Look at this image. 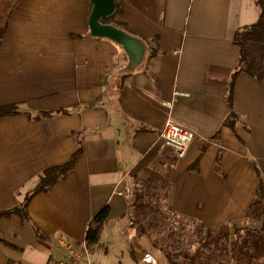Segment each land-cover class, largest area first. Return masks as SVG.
I'll return each instance as SVG.
<instances>
[{
	"label": "crops",
	"instance_id": "obj_1",
	"mask_svg": "<svg viewBox=\"0 0 264 264\" xmlns=\"http://www.w3.org/2000/svg\"><path fill=\"white\" fill-rule=\"evenodd\" d=\"M116 1L109 24L146 46L134 69L122 46L91 36L90 0H23L0 40V107L20 110L0 118V215L84 148L65 180L32 198L27 219L0 216V264L62 259L60 241L79 246L107 206L95 249L120 260L132 250L138 264L152 248L171 264L154 234L194 230L232 248L262 231L250 209L264 181V78L238 75L242 121L222 125L234 36L258 21L257 0ZM169 116L195 133L183 157L161 137Z\"/></svg>",
	"mask_w": 264,
	"mask_h": 264
},
{
	"label": "trees",
	"instance_id": "obj_2",
	"mask_svg": "<svg viewBox=\"0 0 264 264\" xmlns=\"http://www.w3.org/2000/svg\"><path fill=\"white\" fill-rule=\"evenodd\" d=\"M23 0H0V40L8 29V25L11 19V16L14 12L16 6ZM258 7L260 8V17L258 21L242 30L236 32L234 36V44H236L240 49V59L237 65L236 70L234 71L231 79V83L226 95V102L228 105V116L223 121V126L231 127L235 130L238 123L242 121V118L237 114L233 109V99H234V88L236 78L241 73H246L258 80L264 78V0H257ZM119 13V3L116 1V12ZM114 14V15H115ZM106 18L103 20V23L109 24L111 19ZM62 113L64 110H58L53 112H45L43 115H51L52 113ZM20 113L18 105H7L0 107V118L4 116H10ZM84 148L80 143L78 150L72 155L71 159L63 164L50 167L46 169L39 177L37 186L30 191L25 197L24 204L22 208H16L13 211H8L3 213L0 216H10L12 214H19L23 218L27 219V207L32 198L43 192H48L55 184L60 181L65 180L70 172L74 169L79 157L83 154ZM149 192V190H148ZM109 216V207H105L101 210L92 221L89 223V226L85 235V243L87 247L91 250L97 246L100 242L102 232L104 230L105 224ZM250 217L260 219L263 221L262 231L264 232V181L261 175H259V185L257 190V196L253 202L250 209ZM147 236H149L147 234ZM209 243L215 242V239L211 236H208ZM4 242V241H3ZM6 243V242H4ZM8 244V243H6ZM11 246V245H10ZM166 253L168 262L171 264H186V263H174L171 253L167 249H163ZM234 251V250H233ZM190 264H196L195 260L192 259ZM204 264H225L221 261L204 263Z\"/></svg>",
	"mask_w": 264,
	"mask_h": 264
},
{
	"label": "rangeland",
	"instance_id": "obj_3",
	"mask_svg": "<svg viewBox=\"0 0 264 264\" xmlns=\"http://www.w3.org/2000/svg\"><path fill=\"white\" fill-rule=\"evenodd\" d=\"M132 190L134 189L132 188L131 192H133ZM218 236L214 235L216 239L213 243L207 242L205 233L199 234L194 230L184 235L182 233H163L160 235L154 234L153 237L171 253L174 263L182 262L190 264L195 254L196 264H200L203 259L206 260L204 263L221 261L226 264H264V233L262 231H258L254 235L256 236L255 238L251 237L252 235H248L252 241L248 240V242H244L243 240L242 244L237 243L232 248ZM178 239L181 243H178ZM255 239H257V242ZM91 252V260L94 264H138L133 259L132 250H127L124 253V258L121 260L116 256L106 253L101 247L97 249L94 247L91 249ZM150 253L154 255L158 262L162 261L166 263V259L160 249L152 248ZM199 255L201 256V260Z\"/></svg>",
	"mask_w": 264,
	"mask_h": 264
},
{
	"label": "built area",
	"instance_id": "obj_4",
	"mask_svg": "<svg viewBox=\"0 0 264 264\" xmlns=\"http://www.w3.org/2000/svg\"><path fill=\"white\" fill-rule=\"evenodd\" d=\"M181 95L176 91L174 97ZM168 109H172L173 102L164 103ZM161 137L166 146L174 148L179 157H183L189 150L195 139L193 130L179 124L171 116L166 120ZM59 245L63 248L65 255L62 259L53 260L50 264H94L91 260V250L87 247L85 241L79 246L63 239ZM142 261L144 264H158L156 258L151 253H145Z\"/></svg>",
	"mask_w": 264,
	"mask_h": 264
},
{
	"label": "water",
	"instance_id": "obj_5",
	"mask_svg": "<svg viewBox=\"0 0 264 264\" xmlns=\"http://www.w3.org/2000/svg\"><path fill=\"white\" fill-rule=\"evenodd\" d=\"M93 8L89 18L90 34L93 37L109 39L124 49L134 69L144 59L146 46L137 38L112 24L103 23L116 12V0H90Z\"/></svg>",
	"mask_w": 264,
	"mask_h": 264
}]
</instances>
